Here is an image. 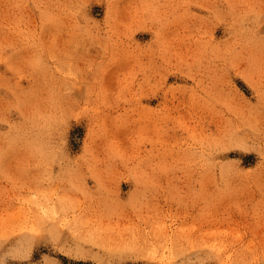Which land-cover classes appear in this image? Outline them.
Instances as JSON below:
<instances>
[{"label": "rangeland", "instance_id": "obj_1", "mask_svg": "<svg viewBox=\"0 0 264 264\" xmlns=\"http://www.w3.org/2000/svg\"><path fill=\"white\" fill-rule=\"evenodd\" d=\"M0 264H264V0H0Z\"/></svg>", "mask_w": 264, "mask_h": 264}, {"label": "bare ground", "instance_id": "obj_2", "mask_svg": "<svg viewBox=\"0 0 264 264\" xmlns=\"http://www.w3.org/2000/svg\"><path fill=\"white\" fill-rule=\"evenodd\" d=\"M176 29H177V28H176ZM172 30H173V29H172ZM172 30H171V31H172ZM175 32H176V30H175ZM173 33H174V31H173ZM168 34H169V33H168Z\"/></svg>", "mask_w": 264, "mask_h": 264}]
</instances>
